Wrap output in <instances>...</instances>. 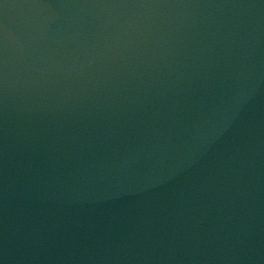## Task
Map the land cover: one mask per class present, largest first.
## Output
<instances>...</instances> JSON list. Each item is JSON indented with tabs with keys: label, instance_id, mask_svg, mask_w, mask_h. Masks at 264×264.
<instances>
[{
	"label": "water",
	"instance_id": "obj_1",
	"mask_svg": "<svg viewBox=\"0 0 264 264\" xmlns=\"http://www.w3.org/2000/svg\"><path fill=\"white\" fill-rule=\"evenodd\" d=\"M0 264H264V0H0Z\"/></svg>",
	"mask_w": 264,
	"mask_h": 264
}]
</instances>
